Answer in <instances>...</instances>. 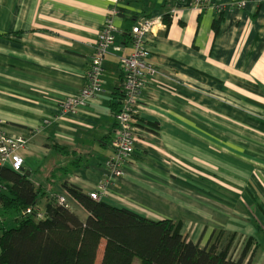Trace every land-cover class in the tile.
<instances>
[{
  "label": "crops",
  "instance_id": "obj_1",
  "mask_svg": "<svg viewBox=\"0 0 264 264\" xmlns=\"http://www.w3.org/2000/svg\"><path fill=\"white\" fill-rule=\"evenodd\" d=\"M113 7L110 0H0V131L28 137L23 173L88 218L61 183L89 195L106 177L117 128L112 105L122 99L113 94L124 79L122 59L133 53L127 30L178 7L170 24L149 36L158 74L142 97L139 141L102 200L171 220L202 248L224 247L235 235V257L252 239L251 264H264V0H125L113 18L102 93L61 113L65 99L87 84ZM217 7L224 12L215 31ZM46 200L37 205L41 212ZM102 254L103 246L96 264Z\"/></svg>",
  "mask_w": 264,
  "mask_h": 264
},
{
  "label": "trees",
  "instance_id": "obj_2",
  "mask_svg": "<svg viewBox=\"0 0 264 264\" xmlns=\"http://www.w3.org/2000/svg\"><path fill=\"white\" fill-rule=\"evenodd\" d=\"M223 12L217 10L215 31L221 25ZM164 21L170 24L171 19L166 16ZM138 23L127 30V43H132L131 33ZM113 96L123 99V81ZM112 107L116 115L121 105ZM61 184L87 211L86 220L70 207L59 204L58 193L43 192L28 174L0 168V264H96L102 246L101 264H133L135 259L139 264L252 263L257 248L251 250L252 239H248L237 257L233 247L235 235L224 247L215 242L202 248L182 235L180 225L171 220L153 221L103 200H94L68 181ZM43 198L47 199L42 212L44 219H39L37 214L41 211L37 205ZM27 209L32 214L24 215ZM6 220H12L14 227H7Z\"/></svg>",
  "mask_w": 264,
  "mask_h": 264
},
{
  "label": "built area",
  "instance_id": "obj_3",
  "mask_svg": "<svg viewBox=\"0 0 264 264\" xmlns=\"http://www.w3.org/2000/svg\"><path fill=\"white\" fill-rule=\"evenodd\" d=\"M125 0H110L114 5L111 9L108 20L99 34L95 53L91 59L87 71V84L77 94L69 96L60 105L61 113L77 112L80 108L86 106L88 102L94 100L102 93V77L104 75V61L109 53V49L115 42L116 27L113 18L118 16L119 6ZM179 4L186 3L187 0H177ZM208 0H193L198 6L206 4ZM236 6L242 8L244 2L236 3ZM217 10H224L223 7H217ZM178 7H173L168 17L174 18ZM167 23L164 18L144 19L139 22L132 30L133 53L122 59L123 70V99L121 108L115 115L116 132L112 141L113 155L105 162L107 170L106 177L99 184L97 190L90 193L89 196L101 201L107 196V187L111 179L122 176L125 166L132 163L136 150V144L139 141L137 136V119L141 108L142 97L149 88V83L158 74L157 70L149 63L150 50L147 46L150 35H156L164 30ZM29 142L28 137L23 135H12L0 131V168H8L17 173H23L24 157L22 151ZM58 202L61 205L70 207L67 198L63 195L58 196ZM24 215L32 214L31 209H27ZM37 217L44 219V214L38 212Z\"/></svg>",
  "mask_w": 264,
  "mask_h": 264
},
{
  "label": "rangeland",
  "instance_id": "obj_4",
  "mask_svg": "<svg viewBox=\"0 0 264 264\" xmlns=\"http://www.w3.org/2000/svg\"><path fill=\"white\" fill-rule=\"evenodd\" d=\"M91 101H92V100H91ZM88 103H89V102H88ZM5 225H6L7 227H14V222H13L12 220H6Z\"/></svg>",
  "mask_w": 264,
  "mask_h": 264
}]
</instances>
